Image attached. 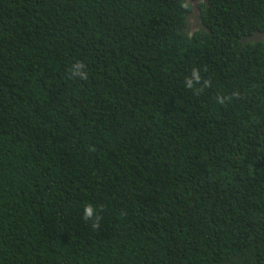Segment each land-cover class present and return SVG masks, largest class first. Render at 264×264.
I'll return each instance as SVG.
<instances>
[{
	"label": "trees",
	"instance_id": "1",
	"mask_svg": "<svg viewBox=\"0 0 264 264\" xmlns=\"http://www.w3.org/2000/svg\"><path fill=\"white\" fill-rule=\"evenodd\" d=\"M0 264H264V0H0Z\"/></svg>",
	"mask_w": 264,
	"mask_h": 264
},
{
	"label": "clouds",
	"instance_id": "2",
	"mask_svg": "<svg viewBox=\"0 0 264 264\" xmlns=\"http://www.w3.org/2000/svg\"><path fill=\"white\" fill-rule=\"evenodd\" d=\"M183 7L187 8L188 5H187V4H184ZM78 64H79L80 67H84V65H83L82 63L78 62ZM192 75H193V77L196 79L197 82L200 81V75H199L198 70H195V69H194ZM83 78L86 79V77H83ZM206 83H207V82H206ZM186 86H187V87H192V82H191L190 79L187 81ZM221 102H223V101H221ZM94 216H95V221H96V223H93V227H96L97 224H98V222H99V220H100L101 218H100L98 215H95V213H94V208H93L92 205H90V204L87 205V206L85 207V209H84V219H85V220H92Z\"/></svg>",
	"mask_w": 264,
	"mask_h": 264
}]
</instances>
